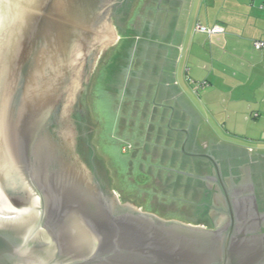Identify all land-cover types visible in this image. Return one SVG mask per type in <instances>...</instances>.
<instances>
[{
	"label": "water",
	"instance_id": "obj_1",
	"mask_svg": "<svg viewBox=\"0 0 264 264\" xmlns=\"http://www.w3.org/2000/svg\"><path fill=\"white\" fill-rule=\"evenodd\" d=\"M114 1L47 0L30 24L23 23L16 46L13 42L0 51V138L6 140L1 146L10 147L14 168L30 194L26 200L0 199V264H264V215L256 211L249 180L246 188L232 191L234 203L227 200L224 220L206 229L198 225L210 221L201 207L203 195L196 225L165 221L121 204L91 175L92 161L109 185L91 129L69 119L71 110L61 100L65 89L53 84L60 76L51 80L44 68L67 64L77 42L88 47L90 64L102 44L90 41L97 39L100 24H110ZM48 3L61 4L53 11ZM115 18L124 22L126 17ZM59 65L54 66L60 74ZM89 72L90 65L84 76ZM85 96L86 82L80 107ZM186 140L181 152L210 162L219 178L214 157L185 152ZM218 147L242 153L248 166L255 152L221 142Z\"/></svg>",
	"mask_w": 264,
	"mask_h": 264
},
{
	"label": "rangeland",
	"instance_id": "obj_2",
	"mask_svg": "<svg viewBox=\"0 0 264 264\" xmlns=\"http://www.w3.org/2000/svg\"><path fill=\"white\" fill-rule=\"evenodd\" d=\"M239 2V0H218L215 5H212L210 0H188V3L183 7V12L180 14L177 24L179 28L185 26L187 32L186 45L183 52L185 58L182 60L181 64L183 65L179 67L178 71L179 79L182 82L184 70L188 67L191 70L188 77L191 78L192 84L196 88L200 85L201 80L195 82L193 77L195 75L194 71L197 70L196 61L193 58L191 61L187 59L188 47L192 41L201 48L205 45V48L201 49L202 57V53L207 55L209 43L207 42V34L195 35L196 26L203 24L202 21L207 11L210 13L228 11L226 13L230 15V12L239 9L237 6ZM164 4L158 6L157 0H148L142 6L139 0L127 12L124 22L110 17L109 23L111 25H109L113 31L110 30L112 34L106 30L104 34L98 36L100 38H92V41H90L91 45L96 40L104 44L110 42V45H105L103 50L100 45L97 56L90 64L88 47H79L81 45H78L77 42L78 46L74 43L71 46L72 48H70L67 64H54L61 66L64 72L59 74L53 64H46L44 69L46 72H50L48 74L49 79L60 76V79L57 80L56 78L57 81L55 80L53 84L61 83L62 89H65L64 93L61 91L62 106H65L67 96L71 95V101L68 105L71 110L69 119L73 122L87 124L91 129L95 153L104 166L111 191L115 194L118 201L121 204L134 205L141 212L152 214L165 221L196 225L199 219L196 209L202 202V194L188 188L192 180L188 179L184 174L167 170L171 169L192 174L190 170L182 169L181 164L183 154L181 148L185 138L179 133L174 134L171 130L165 129V124H161L163 125L162 128L146 127L147 123L144 124L141 121L140 114L132 111L131 98L128 99L125 98L126 96H121V94H114V91L121 93L123 89H125L123 93H126L128 87L131 88L130 82H128L129 79L128 77L126 78V70L119 76V72L123 68L122 64H126V61L123 62V58L133 52L132 56L133 58L136 56V59L131 63L130 71H142L141 69L143 68L141 66L144 56L139 54L146 46L144 43L149 39H157L159 37L161 22L164 23L166 18L168 20L170 18L169 13H173L175 9L172 5ZM158 7H160V10L157 9ZM22 15L24 16L23 12ZM18 18L21 19V14H19ZM235 24L238 26L236 22ZM237 33L240 32L233 30L231 33L232 37L230 40L234 43L241 40L237 38ZM114 37L115 40H112ZM131 42H134L132 45L135 46V55L133 48L128 49ZM89 65L90 72L84 76L86 67ZM199 72H201L199 77L204 78V80L210 75V72L206 71V65ZM51 74L52 76H50ZM81 82H86L84 107H80L78 103L79 94L82 91ZM79 84L81 85L79 86ZM203 84L205 82L201 83V85ZM183 87L186 89L187 99L198 109L204 111V106L199 99L203 91L199 90L197 97L187 84L185 85L184 83ZM215 90L218 91V89ZM224 90H226V87L220 86V91ZM223 100L221 97L219 103L215 105L219 111L218 118L220 121L227 115L222 105ZM120 104L123 108L119 107L120 109L118 110ZM128 110L131 111L127 113ZM124 116H126L125 119H123ZM128 118L133 119L130 120ZM205 119L206 121L208 120L207 118ZM209 123L212 132L221 141L235 143L247 148H264V145H259L255 141L228 135L229 132H234L239 136L245 135L244 137L248 136L250 139L255 140L258 133L261 132V128L251 127L247 129L246 126H242L241 128L233 129L227 126L223 128L219 122L210 121ZM143 124L144 126L142 127ZM133 125L139 128H135ZM1 152L0 180H8L10 176L14 177L16 175L14 174L15 169H12L4 153ZM16 179L18 180L17 177Z\"/></svg>",
	"mask_w": 264,
	"mask_h": 264
},
{
	"label": "crops",
	"instance_id": "obj_3",
	"mask_svg": "<svg viewBox=\"0 0 264 264\" xmlns=\"http://www.w3.org/2000/svg\"><path fill=\"white\" fill-rule=\"evenodd\" d=\"M210 1L212 5H215L218 0ZM239 1L237 3L239 9L230 12V15L226 13L228 11L206 12L203 24L199 26L216 30L215 33L207 35L209 43L207 55L202 53L201 57V49H204L205 45L201 48L194 44V41L189 44L187 59L191 61L193 58L196 61L197 70L194 71L193 77L195 82L201 80L198 88L188 77L191 73L188 67L184 66L183 82L179 79V67L183 65L181 63L185 58L183 52L187 32L185 26L179 28L177 24L188 0H177L174 12L169 13L170 18L168 20L166 18L164 23L161 22L159 37L144 43L146 46L139 54L144 56L142 71H130L131 63L136 59V56L134 58L132 56L133 52L123 58L126 64H122L123 68L119 76L126 70V78L128 77L131 88L128 87L126 93H123L125 90L123 89L121 93L114 91V94L131 98L132 111L140 114L141 121L144 124L147 123L146 127L162 128L161 124H165V129L189 139L190 146L200 151L214 148L219 142L255 150L251 162L264 168V148H247L221 141L214 135L209 125L212 121L221 123L223 128L226 126L233 129L242 126H246L247 129L261 128L263 131L258 133L255 140L248 136L244 137L245 135L239 136L234 132H229L228 135L264 145V49L256 51L253 48L254 42H264V0ZM233 30L240 32L237 33V38L241 40L235 43L230 40ZM197 32L195 35L204 34ZM132 43L134 44L131 42L128 49L133 48L134 51L135 46ZM204 64L206 71L210 72L205 80L199 77L201 73L199 71L201 68L204 69ZM202 82L205 84L201 85ZM184 83L197 97L198 91H203L199 99L204 106V111L187 99ZM222 85L226 87V90L220 91ZM221 97L224 99L222 101L224 112L227 113L222 121L218 118L219 111L215 107ZM121 104L118 110L123 108ZM130 111L128 110L127 113ZM205 118L208 120L206 121ZM133 127L139 128L135 125Z\"/></svg>",
	"mask_w": 264,
	"mask_h": 264
},
{
	"label": "flooded vegetation",
	"instance_id": "obj_4",
	"mask_svg": "<svg viewBox=\"0 0 264 264\" xmlns=\"http://www.w3.org/2000/svg\"><path fill=\"white\" fill-rule=\"evenodd\" d=\"M139 0H116L112 3L110 8V17H116L117 15L121 14L123 17H126L127 12L133 8L134 4L137 3ZM148 0H140L142 6L146 4ZM158 6L165 3L164 5H172L173 7L177 4V0H157ZM160 10V7L157 8ZM115 22V21H114ZM189 142V143H188ZM189 139L187 140L184 150L188 153H197V154H208L214 157L216 163L219 167L220 177L218 178L214 173L213 166L205 159L191 157L186 154H182L181 164L182 169L190 170L191 173L184 172L188 179H192V183L195 181L196 183L200 184L198 187L203 188L202 195L205 198V201L202 205H205L208 210L209 222L198 225L206 229H214L217 224L218 220L224 218L222 213L226 212L227 210V200L234 203L232 197V191L238 188H246L245 185L249 180L252 187L251 195L254 197L256 211L258 214L264 215V168L260 165L253 164L250 161V166L246 163V158L242 153L239 152H232L229 150H225L222 147L218 148H210L206 151H200L199 149L195 148L194 146H190ZM79 160L86 164L83 159ZM90 173L93 176L95 182H97L100 187L104 190L110 191L108 183L103 181L99 177V172L97 168L90 165ZM187 174H191L194 176L202 177V178H211L207 181H202L193 177L188 176ZM185 177V178H186ZM189 183L187 187L193 191L197 189V185L193 183ZM196 186V187H195ZM197 192V191H195ZM199 193V192H197ZM228 195V197H226ZM245 196V193L241 194V199ZM250 196V194H249ZM120 202V201H119ZM250 205V202H245ZM246 204V205H247ZM234 205V204H233ZM224 220V219H223ZM219 222V223H220ZM261 232L264 233V228L261 229Z\"/></svg>",
	"mask_w": 264,
	"mask_h": 264
},
{
	"label": "bare ground",
	"instance_id": "obj_5",
	"mask_svg": "<svg viewBox=\"0 0 264 264\" xmlns=\"http://www.w3.org/2000/svg\"><path fill=\"white\" fill-rule=\"evenodd\" d=\"M46 3L47 0H0V51L1 49L5 50L6 47H10L13 42H15L13 43V45L15 44L16 46L23 32L22 30L23 23L30 24L29 19L32 18V16L34 17L35 14H37L38 12H41V10L44 9L45 6L47 5ZM49 4H51L50 8L51 9L53 8V11H55L56 9H58L61 3H48V5ZM22 12L24 13V16L22 15ZM19 14H21V19L18 18ZM106 30H108L109 32L110 30L112 31V29H110V25L107 23L100 24V26H98L97 28L98 36L104 34ZM112 32L110 33L112 34ZM98 36L96 37L100 38ZM112 40H115V37L112 38ZM96 42H98V40H96ZM100 43H102L100 44L101 48H104L105 45L109 44L110 42L104 44L103 42L100 41ZM0 54L2 53L0 52ZM2 55L3 57H0L1 60L0 63H2L4 59V54ZM82 83L83 82H81V84ZM81 84H79V86ZM67 97L68 98L66 99L65 107H67L68 110L69 109L68 105L70 104L71 101V95L69 94ZM5 141L6 140H4L2 137L0 138V151H2L1 153H4L5 157L9 161V164L12 166V169L14 170L15 168H13L14 165L11 159L10 147L6 145V149L3 150L1 146L2 145L1 143L2 142L4 143ZM14 174L16 175L14 177L10 176V179L8 180H2V179H1L2 181L0 180L1 200L19 201V200H26L30 197L27 188L25 187L24 183L22 182L16 170L14 171ZM16 177L18 178V180L16 179Z\"/></svg>",
	"mask_w": 264,
	"mask_h": 264
},
{
	"label": "built area",
	"instance_id": "obj_6",
	"mask_svg": "<svg viewBox=\"0 0 264 264\" xmlns=\"http://www.w3.org/2000/svg\"><path fill=\"white\" fill-rule=\"evenodd\" d=\"M196 31L198 32H201V33H204V34H207V35H211L213 33L216 32L215 29H208L206 27H203V26H196ZM253 48L254 50L256 51H261L264 49V42L262 41H256L253 43Z\"/></svg>",
	"mask_w": 264,
	"mask_h": 264
},
{
	"label": "trees",
	"instance_id": "obj_7",
	"mask_svg": "<svg viewBox=\"0 0 264 264\" xmlns=\"http://www.w3.org/2000/svg\"><path fill=\"white\" fill-rule=\"evenodd\" d=\"M191 180H192V179H191ZM192 181H193V180H192ZM193 183H195V184L197 185V189L195 188L194 190L197 191V192H199L200 194H202V192H203V188L198 187L200 184L196 183L195 181H194ZM192 187H193V184H192ZM195 187H196V186H195ZM203 203H204V202H203ZM201 207H202V209H203L204 211H207V208H206L205 205H202ZM203 210H202V211H203Z\"/></svg>",
	"mask_w": 264,
	"mask_h": 264
}]
</instances>
